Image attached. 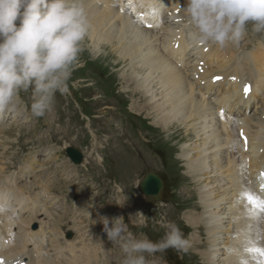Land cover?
I'll return each mask as SVG.
<instances>
[{
    "label": "bare ground",
    "instance_id": "6f19581e",
    "mask_svg": "<svg viewBox=\"0 0 264 264\" xmlns=\"http://www.w3.org/2000/svg\"><path fill=\"white\" fill-rule=\"evenodd\" d=\"M135 1L139 7L146 8L145 0ZM148 2L154 5L153 0H148ZM185 3V0H183V4L178 5L176 8L179 14L177 19L184 17L182 7ZM87 6L91 22L88 38L92 43L100 44L101 50L106 48L114 54L118 53L116 54V63L126 65V68L119 73L120 87L128 93L130 91L129 95L132 97L131 101L129 100L130 109L128 111L123 109L126 99L122 100L118 96L114 100L116 104L108 103L104 106L108 110L104 114L105 118L112 114L119 115L122 118H119V121L117 120L116 125L113 127L120 132H126V123L128 122L125 119L132 120V117L126 114L134 116L135 114H141L148 135L141 134L139 140L141 145L150 143L153 151L158 153L159 159L148 157L153 164H157L160 159V162L163 161L157 151L158 149L152 145L150 139H146L155 132L157 135L160 134L157 133L160 130L156 127L168 132L174 128L180 130L179 128L182 126L185 135L189 133L194 137L186 136L180 140H184V144L181 147L183 151L179 156L185 161L184 170L187 168V172L184 171L185 174L195 183V187L192 188L193 191L187 192H193L194 199L198 200L199 207L191 206L193 210L188 209L187 211L183 208L181 211L182 213L185 211L183 219L186 225L181 223L182 221H178L177 225L183 233L190 231L191 238L190 233L189 238L193 241L194 246L195 243L200 242V235L204 233L207 236V246L202 247L200 242L198 243L200 248L196 247L195 251L210 264H261L258 251L254 249V246L264 247V208L261 207V204L264 203V194H262V198L256 196V206L253 210H249L243 202L242 190L240 192L239 189L246 187L248 179L254 177L252 173L257 170H252L251 165L259 168L264 167V43H259L258 53H246L245 57L240 52L237 54L229 53L227 57L221 56L218 52L216 66L220 71L218 74L223 75L222 81L213 82L212 77L216 73L212 68H206L204 74L198 79H190L180 70L177 63H181L182 68L193 70L194 66L184 61V57L189 56L190 63H193L201 56V50L196 48L194 52L190 53L187 50L188 44L186 42L178 44L175 52H163L161 49L165 44L170 43L169 38L173 34L179 29L186 28L185 24L182 26L176 25L175 21L177 19L173 20L174 15H168V12H164L161 14V22L156 23V25L152 24L153 26L150 28H145L140 24L135 10H124L123 1L87 0ZM135 9L140 10L139 8ZM101 50H99V53ZM206 56L213 57L210 47L204 53V57ZM252 56L262 65L260 77L255 79H253V76L259 72V67L249 63ZM92 58L94 60L88 59L85 64L96 60L95 68H99L105 61L112 63L102 59L99 54ZM114 60L115 57H113ZM98 61H100V66ZM226 62L230 63V67L236 66L231 71H226L228 70ZM102 66L108 68V66ZM115 67L117 68V66ZM253 67L256 68L254 71L252 70ZM244 71L249 74L253 73L250 76L252 89L246 99H243L237 87L240 85V81L243 80L240 78L239 72ZM229 75H234L236 78L230 82L227 79ZM246 77L248 76L246 75ZM202 80L204 85H200ZM213 87L218 88V90ZM219 88L223 89L219 90ZM221 97H224L223 102L219 100ZM255 102H257V110L253 111L256 113L241 118L239 122L242 124L237 125V127L229 126L231 122H219L217 119L220 107L228 109L231 113L232 109L240 110L241 107L249 109ZM261 102L263 104L258 111ZM144 112H146L145 116H143ZM7 113V110L2 112L4 116L2 117L0 130L10 131L15 128L12 125L8 126V123H10L8 116L13 114ZM259 113H261L260 116H258ZM150 116L153 117V124H148L149 127L146 119ZM6 117L8 119L4 120ZM6 131H3L2 135H5ZM236 133L243 136V139L248 143L247 147L242 148V143L237 141L233 142L235 150L227 147V145H231V138H234L237 135ZM107 135L105 132V148L110 145ZM85 136L83 135V138ZM87 136L91 137L90 140H87L89 141L87 144L91 142L94 144L102 143V141H98L97 135L93 132ZM124 137L128 140L129 136L125 135ZM117 140L115 141L116 148ZM51 153L55 152L48 151L45 159L42 160L44 161L43 164L46 161L48 163L52 161ZM139 153L131 144L126 147L127 164H130L132 168L137 158H140ZM66 159L67 164H75L69 159V156ZM246 159H249V162L245 163ZM51 165L55 167V164L52 163ZM113 165H117L118 168L120 166L119 163L115 162H113ZM43 168L40 176L43 190L38 196V203H36L35 193L31 192L30 189L34 184L29 182V187L22 186V188L19 187L16 180L4 184L1 182L3 178L0 179V237L4 236L8 240L7 243H2L7 240L0 242V254L4 255L6 260L9 261L17 257L24 258L26 264H99L100 254L102 253L100 244L93 243L91 241L94 240L88 238L92 234L90 233V227L95 228L97 226L99 232L94 231L91 236L97 237L96 242L101 241L106 247L104 251L108 257L101 264H117L118 260L115 257H119L120 260L122 255L120 244L112 242L108 238L105 240L107 235L101 227L103 226L102 219L105 212H107L108 218L124 217L123 209L126 206H123L121 192L117 212L111 215L109 211L101 209L102 211L96 213L98 224L96 220L95 222L91 220L88 209L92 211L94 207L91 206H95L99 202L85 201L82 206L84 208L83 212H81L73 207H68V199L65 200L63 196L55 195L58 198L56 200L55 196H50L51 192H62L50 188V186L55 187L58 183V179L54 177L56 173L50 166ZM2 172L0 167V176ZM63 178L61 188L73 186L74 178L70 173L66 172ZM47 180H49V183H46ZM83 193L81 191L80 196ZM67 195L70 200L77 196L74 189L69 191ZM141 196L146 202L150 201L146 195L142 194ZM89 197H94V193L91 192ZM186 199L190 198L186 196L183 199L184 202ZM58 202L62 204L59 209L62 220L59 215L50 217L56 213L49 205H52L56 210ZM238 204L242 205L239 210L237 208ZM149 206L152 207L153 205L149 204ZM149 206L145 204L139 206L137 204L136 207L139 208L137 214L143 213L146 216V219L140 216V223L144 220L142 225L147 230H150L149 222H146L149 219L147 212ZM31 208H33L32 211ZM109 208L115 211L113 204ZM26 213L27 215L24 216ZM158 221L161 222V220ZM37 222L39 227L32 229V224L37 225ZM70 222H72V227L68 230L64 229V226H67ZM87 225L89 228H86ZM142 225L136 223L135 229L143 230ZM128 226L131 227L129 224ZM197 229L200 231L195 235L194 231ZM159 230L160 228L154 229V231L160 233ZM65 231H73L75 237L65 238ZM89 239L90 241H88ZM152 240L156 241L154 238ZM108 247L114 248L110 249ZM172 250L168 249L167 252ZM157 263L170 264L164 258L158 260Z\"/></svg>",
    "mask_w": 264,
    "mask_h": 264
},
{
    "label": "rangeland",
    "instance_id": "374dc122",
    "mask_svg": "<svg viewBox=\"0 0 264 264\" xmlns=\"http://www.w3.org/2000/svg\"><path fill=\"white\" fill-rule=\"evenodd\" d=\"M88 37L89 36L86 37L84 50L79 57V68L75 69L72 73V77L69 82V93L64 94V97H57L54 102V105H56L55 109H52L49 112L51 115L45 117L32 116L30 111L31 92L21 91L20 99L22 100L24 106L20 101H18L15 109L19 115L26 118V122L30 124L31 128H29V126H21V121H19V125H14L15 128L10 131H6L4 129L0 130V132L6 131L5 135L0 133V167L3 171L2 174L6 175L9 179H12L11 182L14 180L18 181L19 186L20 184L28 186L26 182H24L25 184L23 183V175L28 172V176L25 177H27L31 183H35V181L39 179L38 174L41 169V167L38 166L39 163L44 162L42 160L45 159V155L48 151L55 152L50 154L53 159L49 165L52 163L55 164V167L52 165H50V167L56 173V175L53 176L55 179H58V183H56L55 187L50 186V188H54V191H62L56 194L60 197L63 196L65 200L68 199V206L80 208L79 206H83L85 201L99 202V204L91 206L94 207L92 211L91 209H88L91 220L95 222L97 216L96 213L102 211L101 209L109 211L111 215L117 212L118 201L122 196L123 206H126V208L123 209L124 220L131 226L129 228L130 231L138 236L140 234H145L151 239L154 238L155 240H159L163 237L165 229L160 226L161 222L158 220L173 221L176 224L178 221H182L181 223L186 225V222L183 219V213L188 209H191V206L199 207L198 200L194 199L193 192H187L190 190L193 191L192 188L195 187V183H193L192 179H189L187 174H185V172H187V168L184 170L185 161L181 158V156H179L183 151V148L181 149V147L184 144V140H180L186 136L192 138L194 137L189 133H187L188 135H185L184 130H182V126H179L180 130H175L177 128H174L168 132L156 127V129L160 130L157 133L160 134L157 135L155 132L153 135L146 137V139H150L152 145L158 149L157 151L159 152L160 157L163 158V161L160 162V159L157 164H153L148 157H155L159 159L158 153L153 151L150 143L148 145H141V141L139 140V136L141 134L145 136L148 135L146 132L147 127L143 122L141 114H135V116L126 114L132 117V120L125 119V121L129 123H126V132H120L115 129L113 126H115L117 120L119 121V118L121 119L122 117L112 114L111 116L109 115L108 118H105L104 114H106L108 110L104 108V105L106 106L108 103L116 104L114 102L116 97L111 95L113 94L122 100L126 99V102L123 104V109H126L127 111L130 109L129 104L132 98L131 95H129L130 91L128 93L127 91L122 90L119 83V73L122 72L121 70L126 68V65L124 66V64L122 65V63L120 64L119 62L116 63V54L118 53L114 54L111 50H106V48H103L104 51L101 50L100 44L92 43ZM258 38L261 39L262 34L258 35L249 31L248 35L239 47H234L233 49V47L230 46L231 51H236L237 49H251L256 45ZM259 43L257 49L259 47ZM99 50H101L100 53ZM105 50L108 51L106 54H104L106 52ZM96 53L97 55H95ZM98 54L102 59L112 62L108 63L105 61L102 64L104 66H108V68L103 67L102 65L100 66V61H98V65L100 67L95 68L97 63L96 60L89 61L90 65L89 63L85 64L88 59L94 60L92 57H96ZM113 57H115L114 61ZM82 66L85 67L81 68ZM115 66H117V68ZM262 104L263 103L261 102L258 111L260 110ZM144 113L143 116L146 115V112ZM251 113L252 114L250 116H252L255 112L253 111ZM260 115L261 113L258 114V116ZM3 116L4 115H2V117ZM11 116L13 117V115ZM11 116H8L9 119L12 118ZM255 116H257V114H255ZM152 121L153 117H148V119H146L147 126H149L148 124L152 125ZM85 123L87 124V127H90L93 123L94 124L92 127L87 128ZM9 125L10 124L8 123V126ZM151 130L156 131L154 129ZM104 131L108 134L107 137L109 139L107 140L110 142L108 148H105L106 141ZM92 132L97 135L99 142L102 141L101 144H94L92 142L87 144L89 142L87 140L91 139V137L87 135H91ZM83 135L86 136L83 138ZM125 135L129 136L128 140L124 137ZM4 136L6 137L4 138ZM116 139H118L117 148L115 146ZM130 144L134 146L138 153L140 152V158H137L133 168L130 164H127L128 161L125 154L126 147L130 146ZM163 144L167 145V151L161 149ZM68 146H74L82 152L83 160L80 164H73V166L66 163L67 155L65 150ZM171 147L172 156L170 159L168 154ZM40 151H42V153H40ZM113 162L120 164V170L117 165H113ZM45 164H48V162L46 161ZM45 164L43 167L46 166ZM33 166H35V169L31 171ZM66 172L73 176L74 183L73 186L61 188L64 180L63 177L66 175ZM147 172L156 174L163 181V188L160 193L159 200L148 197L150 201L146 202V200L142 198V194H140L137 189L139 181ZM46 183H49V180H47ZM41 186L40 189L42 192L43 186L42 188ZM65 189L66 191H64ZM73 189L78 197L75 196V199L72 198V200H70L67 193ZM81 191L84 192L82 196H80ZM91 192L94 193V197L92 198L89 197ZM186 196L190 199H186L184 202L183 199H185ZM56 200H58L57 197ZM112 204L114 205L115 211H112V208H109ZM137 204L139 206L142 204L147 206H149V204L153 205L152 207L149 206L150 208L147 209L149 219L146 222H149L148 226L150 230L145 229L144 225L140 223V215L137 214L139 208H136ZM57 205L56 210L52 205H49V207H52V210L56 213L51 215V218L57 215L61 218L59 209L62 207V204L58 202ZM183 208H185V211L182 213L181 210ZM83 209L84 208H80V211H83ZM103 218H108L107 212L104 213ZM136 223L141 224L143 226V230L135 229ZM37 226L39 227V223ZM71 227L72 222L68 223L67 226H64V229L68 230ZM86 228H89V226L87 225ZM90 228V233L92 234L94 231L99 232V228L97 226L95 228ZM156 228H160L159 231L161 232L158 233V231H154ZM101 229L103 230V226ZM199 231L200 230L197 229V232ZM68 232L71 231H67L65 236ZM71 233V237H73L74 232ZM189 233L190 231L184 232L185 236L188 238ZM91 235L89 236L90 238ZM106 239L107 237H105V240ZM88 241H90V239ZM91 242L100 244L102 253L100 254L99 264L103 263L107 257L104 251L106 247L101 243V241ZM198 243L200 242L195 243L194 247H199ZM163 258L171 264L175 261H178L176 264H197L199 261L198 258H196L197 260L195 259L192 247H190L186 253H178L174 249L170 252L166 251L163 254ZM200 258L202 259V264H210L201 256ZM119 262L120 260L118 257V264Z\"/></svg>",
    "mask_w": 264,
    "mask_h": 264
},
{
    "label": "clouds",
    "instance_id": "9594fccd",
    "mask_svg": "<svg viewBox=\"0 0 264 264\" xmlns=\"http://www.w3.org/2000/svg\"><path fill=\"white\" fill-rule=\"evenodd\" d=\"M182 9L193 48L239 47L249 31L264 34V0H186ZM90 28L87 0H0V112L14 110L29 90L32 116L50 111L57 92L69 93ZM102 223L107 238L120 244L119 264H157L168 249L191 247L173 221H161L165 232L156 241L133 234L123 216Z\"/></svg>",
    "mask_w": 264,
    "mask_h": 264
},
{
    "label": "water",
    "instance_id": "95a60500",
    "mask_svg": "<svg viewBox=\"0 0 264 264\" xmlns=\"http://www.w3.org/2000/svg\"><path fill=\"white\" fill-rule=\"evenodd\" d=\"M67 153L75 163H79L82 159L80 152L74 148H68ZM161 189L162 180L152 173H147L139 184V191L151 197H158Z\"/></svg>",
    "mask_w": 264,
    "mask_h": 264
},
{
    "label": "snow or ice",
    "instance_id": "6c2138e0",
    "mask_svg": "<svg viewBox=\"0 0 264 264\" xmlns=\"http://www.w3.org/2000/svg\"><path fill=\"white\" fill-rule=\"evenodd\" d=\"M216 79H219V77H216ZM244 92H245V94H247L249 92V86L248 85H245ZM261 175L264 176V173H262ZM249 199L251 200V197H249ZM261 207L264 208V203L261 204Z\"/></svg>",
    "mask_w": 264,
    "mask_h": 264
}]
</instances>
